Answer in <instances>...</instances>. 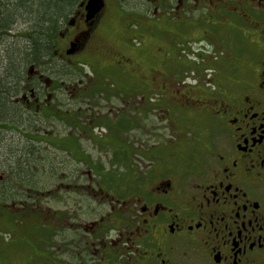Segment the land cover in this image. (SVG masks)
I'll return each mask as SVG.
<instances>
[{
	"label": "flooded vegetation",
	"instance_id": "flooded-vegetation-1",
	"mask_svg": "<svg viewBox=\"0 0 264 264\" xmlns=\"http://www.w3.org/2000/svg\"><path fill=\"white\" fill-rule=\"evenodd\" d=\"M117 1L122 36L108 66L113 75L100 84L94 68L93 79L80 81L72 109L58 113L63 141L50 143L89 173L57 176L54 186L67 187L48 194L68 199L20 234L29 252L16 244L19 233L0 236V264H264V0ZM109 2L92 12L88 0L71 6L51 38L57 67L31 66L36 87L18 100L48 114L47 90L60 89L56 78L74 57L93 51ZM135 57L157 65L143 69ZM155 109L175 125L173 141L153 135ZM174 146L182 159L166 165ZM100 149L109 169H101ZM85 181L97 188H83ZM87 198L108 199V211L86 216L96 209L83 205ZM29 205L18 207L16 223L33 217L24 212ZM9 217L0 214V224L14 223Z\"/></svg>",
	"mask_w": 264,
	"mask_h": 264
},
{
	"label": "trees",
	"instance_id": "trees-1",
	"mask_svg": "<svg viewBox=\"0 0 264 264\" xmlns=\"http://www.w3.org/2000/svg\"><path fill=\"white\" fill-rule=\"evenodd\" d=\"M78 1L39 0L37 11L30 6V14L34 13L35 16L34 19L27 21H31L24 33L27 43L20 47L17 57L13 54L8 56L5 79L0 81V144L7 137L15 138L18 134L17 139L20 140L21 146L8 158L7 165L0 168V175L1 172L5 174L0 177V210L5 209L8 216L12 217L8 220L14 222L18 221V213L16 210H9L11 206L20 207L21 203L25 202L30 205L34 202L40 203L43 197L49 196V191L57 182H62L57 176L67 167L71 168L64 159L53 156L52 152L57 147L38 146L41 142H55L54 137L44 132V129L49 128L48 123L63 122L58 114L64 110L62 105L51 104L52 107L47 109L48 114L45 115L41 109L35 106L29 109L25 103L14 98L22 93L29 94L30 90L36 87L34 79L27 73L31 66L43 70L57 67L53 61L55 58L51 48V38L56 33L60 21L68 15L71 6ZM1 6L3 5L0 4V35L11 31L12 25L16 23L17 9L14 7L11 12L10 6L5 5L3 9ZM24 6L25 4L22 5ZM66 6L68 7L65 10ZM56 82L59 84L58 80ZM58 140L62 143V136ZM8 150L13 151L11 146ZM24 189H30L32 193L34 191L36 195L32 197L25 195L22 192ZM0 214L1 217L4 215V213Z\"/></svg>",
	"mask_w": 264,
	"mask_h": 264
},
{
	"label": "rangeland",
	"instance_id": "rangeland-1",
	"mask_svg": "<svg viewBox=\"0 0 264 264\" xmlns=\"http://www.w3.org/2000/svg\"><path fill=\"white\" fill-rule=\"evenodd\" d=\"M37 1L39 0H0V4L3 5L1 6L2 9L5 7V5H8L10 6V8H12V9H9V11L11 12H13L14 7L17 8L15 12L16 13V18H15L16 23L12 25L11 31H9L7 34L0 35V81L5 79V71L8 67V64H6L8 56L13 54L15 57H17L20 47L24 46L27 43V38L24 37V33L27 31L28 26L31 22V21L30 22H27V21L29 19H34V16H35L34 13L30 14V6L33 7L32 9L34 11H37V7H38L37 5L39 3ZM116 1L110 0L109 2V5H110L109 11H111L110 18L108 19V22L105 24V26L102 28L100 37L98 38L96 42V46L93 48V51L86 55H82V56L80 55V56L74 57L72 59L74 63L73 62L67 63L70 66L69 67L64 66L65 70L60 74L58 78H56L59 80L58 82L60 83V86H61L60 89L50 88L49 90H47L51 94L50 96L51 98L49 99H51L52 103L62 105L63 109H72L71 100L74 99V97L80 93V88H81V86H79L80 81H84L85 79L87 80V79L94 77V72L92 71V69L94 70V68L96 69V74H97L96 78L100 84L103 83V79L108 80L112 77L113 74H112V71L110 70L111 68L108 66L109 64H113L115 62V59L118 58V56L121 53L119 48H117V45H119V39L122 36V32L119 28V23L122 21V19L119 15L120 11L118 10V7H117L120 4L118 3V1L117 2ZM119 1L123 2V4L128 3L123 0H119ZM23 4H25L24 7H22ZM67 7L68 6L65 7V10ZM129 31L134 32L135 29L129 28ZM8 51H9V54H8ZM154 52H155V49L153 47L150 50V53L152 54ZM123 53L126 54L127 52L123 50ZM138 58L139 57H135V59L141 62V66L143 69H147L149 66L157 65V62L152 63V59H149V60L146 59L144 61ZM80 61L86 63V67H83ZM192 71L193 70L191 69L190 70L187 69L188 74H192ZM55 76L56 75L54 73L53 74L49 73L44 77L53 78ZM55 85H57L56 82H55ZM47 91L45 93L46 99L48 98ZM123 91H124V87H123ZM18 99L19 98H16V97L14 98V100H18ZM105 102L107 103V109H103V111H99L100 114H103L105 111L109 109L110 102H107V101ZM117 105H121V103L117 102ZM123 109H125V107ZM155 110H156L155 113H151L149 127L152 128L153 125H158L159 128L157 129V132H155L153 135H156L158 139L164 138L165 141H170V140L173 141L174 138L172 136L177 137L179 135V133L175 129V125H172L171 123H169L168 120H164V117H166L164 110L162 109H155ZM48 126L49 128L44 129V132L49 133L51 136L54 137L53 139H56L57 141V139L60 138V136H62L64 133L65 128H64L63 122L48 123ZM100 131H101V127L97 130V132H100ZM5 135L7 136V134ZM16 135L17 137L15 138L7 137L4 140L5 142L3 141L4 143L2 142V144H0L1 145L0 146V168H4V166L7 165L6 162L8 161V158L13 153L17 152V150L19 149L18 147H21L19 144L20 140L17 139L19 135L18 134ZM89 141L90 140L88 138H83L82 141L80 142H82L83 144H86ZM8 143H12V144H8ZM9 146L12 147L13 151L8 150ZM38 146L54 147V145H51L50 143H46V142H41V144H39ZM172 148L173 149H169V151L168 150L165 151L164 158L167 163L166 165L178 164L179 161L182 159V154H181V151H178L177 149L178 147L176 148L174 146ZM71 149L73 151V148ZM95 152L97 155L102 154L100 155V157H102V159L100 160V163L102 164L101 169L103 166L105 169L106 168L109 169L107 157L103 153V150L100 149V150H96ZM52 153L54 157L62 158L65 156L67 160L71 161L69 164L71 168L69 169V167H67L65 170H63V174L71 173V172L74 173L73 170H76L78 175H81V174L85 175L89 173L87 171L88 168L85 167V164L82 163L80 160H75V157H73V155L70 152H65V151L56 149ZM3 176H5V174L4 172H1L0 177H3ZM89 186H92V188H97V184L95 183L92 184V182L85 181L83 188L88 189ZM65 187L67 186L63 185L60 188H58L57 186H53L52 189H54L55 192L60 191V193H62ZM79 188L81 187L79 186ZM70 189H75V188L73 186H70ZM63 199L67 200L68 198L67 197L66 198H52V196L49 195L47 197H43L40 203L34 202L32 205L26 206L24 209V212L27 213L26 215L27 216L33 215L32 218L29 217V219L27 218L25 219V221H28V223L20 224V223L14 222L12 224L7 220H1L0 230H3V232L5 233L1 231L0 236L8 238L9 237L8 233L14 231L12 233L13 234L12 239H13V237L19 233L16 244L22 246L24 249H27V251L29 252V249H28V247H30L29 242L25 241L24 239H21L20 234L21 233L26 234L27 231L33 228L29 224L35 219L34 217H36V215L38 219H41L42 222H46V219L49 216V213L46 210L47 207H49L50 205H53L54 207H60L62 206L61 201ZM71 199L80 200V198H69V201ZM107 200L108 199L106 198H103V199L102 198H96V199L87 198V202L85 204L83 203L81 204H83L86 207L88 206L96 207V209L84 210L85 212H87L86 216L94 213L95 214L94 217H96L98 216V214L99 215L101 213L104 214L106 211H108V207L110 203ZM72 206L78 207V203H74ZM10 209L13 211L14 210L21 211L18 209V206L16 207L11 206L9 210ZM0 213H4L2 218L5 219L7 216L6 210L1 209ZM28 252L24 251V254L22 257H26L29 254ZM15 257H20V256L15 255Z\"/></svg>",
	"mask_w": 264,
	"mask_h": 264
},
{
	"label": "water",
	"instance_id": "water-1",
	"mask_svg": "<svg viewBox=\"0 0 264 264\" xmlns=\"http://www.w3.org/2000/svg\"><path fill=\"white\" fill-rule=\"evenodd\" d=\"M103 2L104 0H88L87 9L90 12L98 10L102 6Z\"/></svg>",
	"mask_w": 264,
	"mask_h": 264
}]
</instances>
